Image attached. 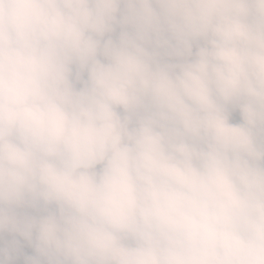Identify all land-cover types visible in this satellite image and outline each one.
<instances>
[{"label":"clouds","instance_id":"9594fccd","mask_svg":"<svg viewBox=\"0 0 264 264\" xmlns=\"http://www.w3.org/2000/svg\"><path fill=\"white\" fill-rule=\"evenodd\" d=\"M0 264H264V0H0Z\"/></svg>","mask_w":264,"mask_h":264}]
</instances>
